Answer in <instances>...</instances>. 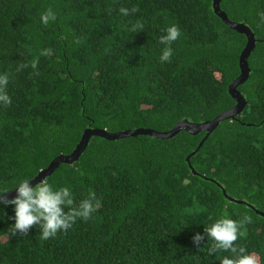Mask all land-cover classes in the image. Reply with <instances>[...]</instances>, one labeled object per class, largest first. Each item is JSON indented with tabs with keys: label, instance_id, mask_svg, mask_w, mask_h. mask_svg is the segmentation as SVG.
Returning a JSON list of instances; mask_svg holds the SVG:
<instances>
[{
	"label": "trees",
	"instance_id": "16d2710c",
	"mask_svg": "<svg viewBox=\"0 0 264 264\" xmlns=\"http://www.w3.org/2000/svg\"><path fill=\"white\" fill-rule=\"evenodd\" d=\"M48 7L57 19L45 27L40 13ZM221 8L258 40L250 77L238 88L243 113L202 147L206 133L93 136L78 161L45 180L69 186L76 204L94 193L100 207L48 240L38 226L10 238L4 230L13 221L0 222V264H219L206 236L199 246L192 238L209 216L225 212L252 217L235 243L264 261L257 213H264V0H223ZM137 23L143 27L133 31ZM172 24L181 37L162 63L158 38ZM246 45L216 15L214 0H0V70L11 73L12 99L0 106V186L34 180L72 154L86 130L167 132L183 120H214L237 104L229 86ZM44 49L51 55H40ZM199 147L190 159L194 174L187 158Z\"/></svg>",
	"mask_w": 264,
	"mask_h": 264
},
{
	"label": "clouds",
	"instance_id": "9594fccd",
	"mask_svg": "<svg viewBox=\"0 0 264 264\" xmlns=\"http://www.w3.org/2000/svg\"><path fill=\"white\" fill-rule=\"evenodd\" d=\"M120 14L129 15V9L121 7ZM135 12L136 9H131ZM57 19L51 7L40 13V22L46 27L50 22ZM264 20V14H261ZM143 25L137 23L133 31L142 28ZM164 34L159 36L158 43L163 45L160 61L170 62L173 56L171 45L181 37L180 29L172 24L163 30ZM40 55H51L50 49H44ZM37 60L32 61L35 68ZM11 73L8 70H0V106H9L12 99L8 94ZM33 179L25 178L16 182L11 190L15 189L17 195L11 199H0V222L5 220L13 221L4 230L12 238L17 235L26 236L33 226H38L40 236L43 240L55 237L58 232H66L70 229L78 218L88 220L100 207V201L94 193H90L88 198L83 199L79 204L75 203L74 194L69 186H54L47 180L38 181L34 186L30 184ZM11 190L0 186V198H4ZM13 208V215L8 216L6 209ZM252 223V217L243 215L240 219L231 218L227 212L221 214L213 220L208 217V222L204 227V233H196L193 242L196 246L208 238L206 245L209 256H215L219 264H264L261 257L255 252H249L243 245L235 242L246 235V225ZM221 252H228L231 255H218Z\"/></svg>",
	"mask_w": 264,
	"mask_h": 264
},
{
	"label": "water",
	"instance_id": "95a60500",
	"mask_svg": "<svg viewBox=\"0 0 264 264\" xmlns=\"http://www.w3.org/2000/svg\"><path fill=\"white\" fill-rule=\"evenodd\" d=\"M222 1L223 0H214V10H215L216 15H218L228 27H230L234 31L240 34H243L247 37V45L240 56L241 74L229 86V93L237 103L234 108L220 114L214 120L203 122V123H192V122H189L188 120H183L177 123L172 130L167 131V132H159V131H155L152 129H145V128H140L136 130H126V131L119 132V133H109L106 130H100V129L86 130L81 142L78 144L77 148L72 154L61 155L58 158H56L50 164V166L46 170L42 171L33 181L30 182V184L34 186L38 181L45 180L48 176L54 173L55 170L61 164H73L74 162L78 161L81 155L86 150L89 144V141L93 136L102 137L110 141H115V140H121V139H125V138L132 137V136H138V135H149L156 139H171L183 131L191 135H198L200 133H206V136L200 145V147H202V145L208 139L210 134L213 133L222 122L226 120L235 119L237 115L243 113L247 105V101L244 95L241 93V91L238 88L242 86L243 84H245L250 77L251 70L248 65V58L250 57L252 52L255 50L256 43L258 40L254 32L246 24L236 23L229 19L226 12L223 11L221 8ZM200 147L196 152L188 156L187 161L189 162V164H190L191 157L194 156L200 150ZM191 169L194 174H197V172L194 170L192 166H191ZM16 195H17L16 190H13L12 192L6 194L4 198H0V199H5V198L11 199ZM228 199L231 202H235L238 204H245L247 206L252 207L245 201L235 200L230 197ZM257 213L261 214L264 217V213L259 212V211H257Z\"/></svg>",
	"mask_w": 264,
	"mask_h": 264
}]
</instances>
